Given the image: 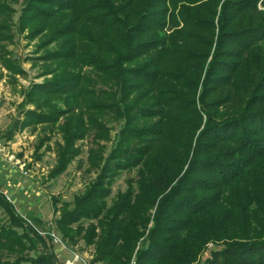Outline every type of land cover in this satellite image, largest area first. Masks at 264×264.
I'll return each instance as SVG.
<instances>
[{
  "label": "trees",
  "instance_id": "obj_1",
  "mask_svg": "<svg viewBox=\"0 0 264 264\" xmlns=\"http://www.w3.org/2000/svg\"><path fill=\"white\" fill-rule=\"evenodd\" d=\"M11 3L45 77L20 124L61 136L53 176L78 142L95 144L96 179L60 208L58 231L94 246L93 263L264 264V0H0V43L13 41ZM0 63L23 73L5 52ZM110 120L122 125L104 156ZM133 170L107 207L112 181ZM0 208V248L16 256L0 264H57L1 192ZM208 243L220 248L199 262Z\"/></svg>",
  "mask_w": 264,
  "mask_h": 264
},
{
  "label": "rangeland",
  "instance_id": "obj_2",
  "mask_svg": "<svg viewBox=\"0 0 264 264\" xmlns=\"http://www.w3.org/2000/svg\"><path fill=\"white\" fill-rule=\"evenodd\" d=\"M15 10L12 17L13 41L0 43V52L14 60L23 73L10 75L0 63V192L14 205L16 211L45 238L48 245L53 246L57 264H64L77 253L84 260L80 264H103L94 262V246L86 245L82 239L75 244L64 237L57 229L55 221L61 216V207L71 209L76 197L81 196L89 184L96 179L98 170L94 169L89 161V150L95 147L91 135L77 144L82 153L66 170L53 176V169L57 163L54 144L61 142V136L49 132L43 125L23 127L24 112L31 106L24 101L25 94L32 84L41 83L45 77L41 76L38 66L32 64L40 54H35L37 40L30 41L26 32L17 31V21L21 5L11 3ZM258 7H261L259 3ZM53 46H49L50 50ZM121 122L110 120L109 140L99 141L103 147L104 156H107L115 146ZM46 136V140L44 137ZM41 141L44 144L39 147ZM136 170L124 171L111 183V192L106 200L107 207L118 193L127 190V182L136 178ZM86 226L89 220H83ZM0 223L8 224V217L0 208ZM74 227V225H73ZM21 233V230H18ZM47 234H54L63 245L54 243ZM140 246V245H139ZM213 243H208L199 262L210 257V251L219 249ZM43 249L38 243L34 250H26L24 255L35 257ZM16 256L8 249L0 248V258L13 261ZM134 264V257L131 261ZM199 264V263H198Z\"/></svg>",
  "mask_w": 264,
  "mask_h": 264
},
{
  "label": "built area",
  "instance_id": "obj_3",
  "mask_svg": "<svg viewBox=\"0 0 264 264\" xmlns=\"http://www.w3.org/2000/svg\"><path fill=\"white\" fill-rule=\"evenodd\" d=\"M51 238H52V240H53V242H54L55 244L58 243V244L63 245V244L61 243V241H60V240H59L54 234H51ZM82 262H84V260L79 256V254L75 253V254H73V256L71 257V259L65 261L64 264H80V263H82Z\"/></svg>",
  "mask_w": 264,
  "mask_h": 264
}]
</instances>
